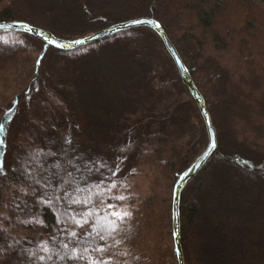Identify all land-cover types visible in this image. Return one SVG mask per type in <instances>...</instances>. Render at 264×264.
I'll return each mask as SVG.
<instances>
[{"label":"trees","instance_id":"1","mask_svg":"<svg viewBox=\"0 0 264 264\" xmlns=\"http://www.w3.org/2000/svg\"><path fill=\"white\" fill-rule=\"evenodd\" d=\"M140 18L159 23L216 132V150L180 195L183 263L264 264V0H0V23L27 24L65 41ZM114 72L128 84H121L126 93L134 92L118 94L108 76ZM0 84V161L7 171L0 185V264H27L22 250L58 231L59 213L19 192L26 185L20 165L36 145L57 153L48 158L50 172L57 162L65 165V150L69 158L119 163L112 194L127 197L120 209L131 215L106 259L178 264L174 187L205 150L207 134L157 34L137 27L61 51L28 34L0 31ZM147 166L146 193L135 197L129 180ZM45 264L71 262L54 256Z\"/></svg>","mask_w":264,"mask_h":264},{"label":"snow or ice","instance_id":"2","mask_svg":"<svg viewBox=\"0 0 264 264\" xmlns=\"http://www.w3.org/2000/svg\"><path fill=\"white\" fill-rule=\"evenodd\" d=\"M133 23L150 24L153 21L134 20ZM156 23L159 27V23ZM48 43H57V46H61L58 42L51 40H48ZM39 63L40 60H37V64ZM4 132L5 122L0 121V134ZM66 143L70 145L72 141L69 139ZM0 144H4L3 139H0ZM127 147L126 145L122 151ZM56 155V152L50 150L46 152L36 145L27 153V158L20 165L26 185L20 187L19 192L24 196L31 194L34 204L54 208L59 213L58 231L39 243L34 250H22L27 257V264L52 262L54 256L57 261L67 260L71 264H115L114 260L106 259L105 255L121 243L115 237L123 231L122 225L125 223V218L131 215L130 212L120 209L119 202L126 200L127 197L123 194H112L117 188L113 178L121 171L119 163L113 167L107 161L89 159L84 156L69 158L65 150L63 157L65 165L62 166L57 162L56 171L50 172L46 167L48 158L56 157ZM126 158L117 157L116 159L122 161ZM69 166L74 171H70ZM105 169L108 174H105ZM74 172L79 173V176L74 175ZM94 176L97 179L90 183ZM6 179L7 171L3 162L0 161V185H3ZM82 183L83 186H81ZM61 237H67V239ZM109 239L114 243L109 244ZM10 248L11 245H9ZM111 254L116 255L114 252Z\"/></svg>","mask_w":264,"mask_h":264},{"label":"water","instance_id":"3","mask_svg":"<svg viewBox=\"0 0 264 264\" xmlns=\"http://www.w3.org/2000/svg\"><path fill=\"white\" fill-rule=\"evenodd\" d=\"M137 20H150V19L140 18ZM133 21H129L123 24H118L108 29H105L103 31H100V32L91 34L89 36H86L84 38L76 39L73 41L59 40L48 32L42 31L40 29H37L27 24H23L19 22L0 23V25H3V27H0V31L20 32V33L28 34L42 41L44 44L51 46L55 49H59L61 51H71V50L83 47L85 45H90L95 42H100V41L108 39L109 37H111L117 32L126 31L129 29L137 28V27L149 28L150 30L155 32L157 36L161 39L167 54L169 55V57L171 58L174 64V67L178 73V76L182 84L184 85V87L187 89V91L193 98L200 112L203 123L205 125L206 134H207V146L205 150L179 178V180L175 184L174 192H173L172 232H173L174 247H175V251L177 255L178 264H184L180 241H179V216H178L179 199H180V195L183 189L196 177L198 172L201 170V168L204 166V164L207 162V160L211 157V155L216 150L217 148L216 132L212 126L210 116L206 110L205 103L201 95L198 93L195 85L193 84L188 74L187 69L185 68L175 48L170 43V41L167 39L161 27L160 26L158 27L157 23L154 22L153 20H151L153 21V23H150V24L149 23L136 24V23H133ZM48 40H51L53 42H58V44L61 46H57V43L49 44ZM75 41H80V43H75Z\"/></svg>","mask_w":264,"mask_h":264},{"label":"rangeland","instance_id":"4","mask_svg":"<svg viewBox=\"0 0 264 264\" xmlns=\"http://www.w3.org/2000/svg\"><path fill=\"white\" fill-rule=\"evenodd\" d=\"M107 46H102L101 48L98 49L97 52H100V50L102 48H105ZM27 47H28V45L20 44V48H27ZM93 50H94V52H96V49H93ZM97 56H99V55H97ZM100 56L101 57L103 56L102 52H101ZM108 76H109V78H111V80H113V82H115L116 84L119 85L118 94H120L123 98L127 96V93L134 92V90H132L130 87H128L127 88L128 91L126 93V91L124 90L125 88L123 86H121V84H122V82L125 83L126 86H128V84L123 81L122 76H120L119 74H117V73L115 74V72H114V74L112 76L111 75H108ZM0 87H1V84H0ZM6 94L10 95V91L6 92ZM151 171H152L151 167H148V166L136 170L133 177L129 180V185L127 184L128 185L127 187L131 188V195L138 197V196H142L146 193L147 186L149 183V178L151 175ZM123 210H125V209H123Z\"/></svg>","mask_w":264,"mask_h":264}]
</instances>
